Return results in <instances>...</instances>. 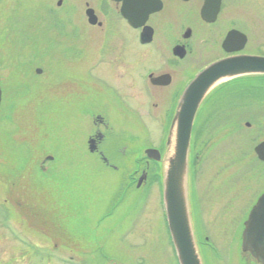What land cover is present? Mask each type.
Instances as JSON below:
<instances>
[{
    "label": "rangeland",
    "instance_id": "obj_1",
    "mask_svg": "<svg viewBox=\"0 0 264 264\" xmlns=\"http://www.w3.org/2000/svg\"><path fill=\"white\" fill-rule=\"evenodd\" d=\"M95 1L0 0V264L178 262L161 178H153L159 167L146 171L141 157L146 148H163L179 93L145 91L139 74L163 68L154 57L135 65L134 83L144 90H132L128 77L106 69L85 16L86 4L95 8ZM221 17L248 36L246 53L264 57V0H226ZM196 49L185 66L209 63L195 57ZM255 80H235L220 91L250 81L259 86ZM118 98L130 99L133 119L126 120ZM213 106L203 104L193 129H204ZM102 115L113 130L104 151L114 168L87 149L81 154ZM220 127L225 136L229 130ZM215 143L219 153L234 146ZM193 146L192 137L190 157ZM162 156L163 176L166 145ZM143 169L147 178L137 187ZM188 181L191 192L190 175ZM243 206L204 199L198 217L191 206L203 264H244L237 237Z\"/></svg>",
    "mask_w": 264,
    "mask_h": 264
},
{
    "label": "flooded vegetation",
    "instance_id": "obj_2",
    "mask_svg": "<svg viewBox=\"0 0 264 264\" xmlns=\"http://www.w3.org/2000/svg\"><path fill=\"white\" fill-rule=\"evenodd\" d=\"M225 2L226 0H221L216 17H210V21L202 16L206 0H96L93 2L95 8L86 4L85 16L99 45V61L104 62L106 69L110 68L114 75L128 77L132 90L137 87L140 90L145 88V91L151 88L155 92L168 90L174 94L179 93L174 111L187 85L205 67L230 56L249 55L245 52L248 42L240 53L229 54L224 49V42L232 30L243 33L238 29H230L221 17ZM88 10H93L96 18L94 25L89 22ZM196 48L199 50L195 57H208L209 63L196 69L193 61L185 66L183 61ZM151 57L159 60L163 68L154 73H140L141 79L146 80V87H139L134 83L135 65ZM245 78H257L255 81L261 84L254 87L253 81H250L249 84L230 85L227 90L220 91L231 82ZM235 80L217 86L197 112L195 119L203 104L208 102L214 105L206 114L204 129L197 127L192 131L194 146L189 164L190 199L196 217L197 205L204 202V199L207 202L230 200L234 205H244L241 207V222L237 234L241 258L244 264H264V258L253 253L254 250L246 243L244 235L249 215L264 195V147L259 152L257 150L264 144V75ZM166 102L171 103V100L167 99ZM116 104L121 105L120 110H126L124 116L127 121L131 117L133 119L130 99L126 102V99L121 101L118 98ZM174 114L175 111L172 112L170 124ZM168 124L165 123L166 126ZM220 126L229 130L225 136H221L218 131ZM112 132L108 118L96 116L92 135L82 142L81 154L87 149L106 166L114 168L107 162L104 151ZM243 138L247 140L245 143L242 142ZM218 140L234 146L229 151L226 149L219 153V144L215 143ZM205 150L206 155L203 153ZM218 158L222 162L224 160V164L218 165ZM144 162V169L147 171L153 161L146 158ZM205 167L210 168L211 172L207 168L205 171Z\"/></svg>",
    "mask_w": 264,
    "mask_h": 264
},
{
    "label": "water",
    "instance_id": "obj_3",
    "mask_svg": "<svg viewBox=\"0 0 264 264\" xmlns=\"http://www.w3.org/2000/svg\"><path fill=\"white\" fill-rule=\"evenodd\" d=\"M221 0H206L202 16L206 20L216 17ZM62 1L58 3L61 6ZM214 4V7H213ZM89 22L94 25L93 10L87 11ZM212 17L211 19H209ZM247 36L232 30L224 49L229 54L240 53L245 49ZM237 46H234V45ZM40 73V72H39ZM264 75V57L254 55H235L216 61L200 71L183 91L171 121L167 136V157L163 170V205L169 234L177 256L178 264H203L191 217L189 192V163L192 131L197 112L206 97L224 81L245 76ZM2 90L0 80V108ZM264 147L262 144L258 152ZM145 155L155 162H162L158 149H146ZM146 179L140 178L138 186ZM245 241L253 253L264 258V195L253 207L245 230Z\"/></svg>",
    "mask_w": 264,
    "mask_h": 264
},
{
    "label": "trees",
    "instance_id": "obj_4",
    "mask_svg": "<svg viewBox=\"0 0 264 264\" xmlns=\"http://www.w3.org/2000/svg\"><path fill=\"white\" fill-rule=\"evenodd\" d=\"M153 178L154 180H158L159 178H161L160 172L158 170L156 172L155 171L153 172Z\"/></svg>",
    "mask_w": 264,
    "mask_h": 264
}]
</instances>
